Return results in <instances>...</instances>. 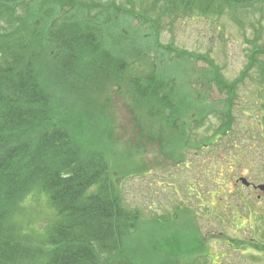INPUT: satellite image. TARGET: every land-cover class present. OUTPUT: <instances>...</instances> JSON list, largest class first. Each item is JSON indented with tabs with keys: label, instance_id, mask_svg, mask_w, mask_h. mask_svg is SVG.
<instances>
[{
	"label": "trees",
	"instance_id": "1",
	"mask_svg": "<svg viewBox=\"0 0 264 264\" xmlns=\"http://www.w3.org/2000/svg\"><path fill=\"white\" fill-rule=\"evenodd\" d=\"M143 1L135 11L134 4L121 7V1L0 0V264H163L128 249L129 237L142 231L143 217L124 203L125 175L110 164L116 144L123 142L110 135L115 131L105 113V104L111 105L105 93L112 91L109 84L120 88L137 123L160 126L158 137L168 136L173 149L167 158L178 146L183 161L187 146L193 145L191 125L182 120L191 98L181 99L170 88L174 77L167 69L146 60L142 43L149 38L144 37L154 33L163 15H232L237 8H263L264 0ZM85 7H97L106 19L89 15ZM255 52L264 54V49ZM253 60L234 82L219 73L211 79L227 92L223 108H214L220 120L216 138L232 130L235 91ZM144 63L147 69L136 68ZM192 119L199 126L201 119ZM215 139L194 147L210 149ZM235 147L243 166L245 150ZM33 201L39 203H33L39 220L49 208L43 223L26 219L27 203ZM147 223L157 225L154 219ZM202 245L201 240L192 249L178 247L174 254L180 260ZM257 248L264 250V245Z\"/></svg>",
	"mask_w": 264,
	"mask_h": 264
},
{
	"label": "rangeland",
	"instance_id": "2",
	"mask_svg": "<svg viewBox=\"0 0 264 264\" xmlns=\"http://www.w3.org/2000/svg\"><path fill=\"white\" fill-rule=\"evenodd\" d=\"M88 1H121V7L134 4L135 11L141 4V0ZM143 4L147 5L145 0ZM97 9L89 7L87 11L85 7V12L97 14L101 21L106 19V13H97ZM225 12L220 16L182 12L163 15L151 37H144L149 40L142 43L146 60L165 67L167 74L175 78H171L170 88H176L183 100L191 98L185 100L192 106L187 107L182 120L191 125L193 145L187 146L183 161L177 156L182 149L178 146L167 158L173 149L168 136L158 137L156 129L160 126L139 125L120 88L109 84L112 91L105 93L111 102L105 104V113L113 119L115 131L110 135L123 142L116 144L110 164L125 175L121 180L124 203L141 210L143 217L142 231L129 237L128 249L134 247L137 256L163 264H187L191 258H197L189 261L193 264H264V250L257 248L264 245V195L257 197L254 189L237 181L245 176L250 182L264 183V78L258 76L264 74L260 69L264 54L252 53L264 49V5L237 8L232 15ZM154 35L158 37L156 42ZM197 54L201 57H194ZM250 58L254 60L248 65V77L235 91L232 130L226 138H216L213 133L220 120L214 108H223L221 99L227 97V92L219 90L211 79L219 73L226 81L234 82ZM148 66L144 63L136 68L145 70ZM185 91L193 96H187ZM199 109L206 113L200 114ZM192 117L203 120L195 126ZM214 139L210 149L194 147ZM128 140L131 141L126 144ZM236 144L245 150L243 166L236 160ZM232 157L234 163L230 161ZM33 203L39 204L27 203L26 219L43 223L49 208L45 207L43 219L39 220ZM153 219L157 225L146 224ZM201 240L204 248L202 245V249L185 258L179 260L174 254L176 248L192 249Z\"/></svg>",
	"mask_w": 264,
	"mask_h": 264
},
{
	"label": "water",
	"instance_id": "3",
	"mask_svg": "<svg viewBox=\"0 0 264 264\" xmlns=\"http://www.w3.org/2000/svg\"><path fill=\"white\" fill-rule=\"evenodd\" d=\"M239 180L244 184V185H249V182L246 180L245 177H240ZM258 189H260L264 193V183H259L254 185Z\"/></svg>",
	"mask_w": 264,
	"mask_h": 264
},
{
	"label": "flooded vegetation",
	"instance_id": "4",
	"mask_svg": "<svg viewBox=\"0 0 264 264\" xmlns=\"http://www.w3.org/2000/svg\"><path fill=\"white\" fill-rule=\"evenodd\" d=\"M254 192H256V194L258 193V191L256 189H254ZM257 195H259V194H257Z\"/></svg>",
	"mask_w": 264,
	"mask_h": 264
}]
</instances>
